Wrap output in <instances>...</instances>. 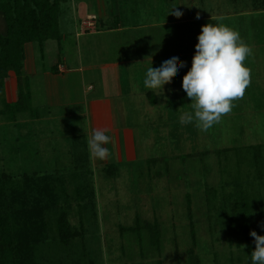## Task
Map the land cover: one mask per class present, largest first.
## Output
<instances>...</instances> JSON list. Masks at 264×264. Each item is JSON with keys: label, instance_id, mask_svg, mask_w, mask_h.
I'll list each match as a JSON object with an SVG mask.
<instances>
[{"label": "rangeland", "instance_id": "374dc122", "mask_svg": "<svg viewBox=\"0 0 264 264\" xmlns=\"http://www.w3.org/2000/svg\"><path fill=\"white\" fill-rule=\"evenodd\" d=\"M82 1L96 8L97 0H61L60 38L45 41L43 51L39 42L28 45L29 60L36 62L39 77L64 54L74 59L79 47L85 64L118 58L114 48L118 37L105 29L77 38L76 7ZM104 1L98 0L101 6ZM109 1L114 2L104 3ZM136 4L142 12L152 11L153 22L141 32L158 58L170 59L194 49L201 26L207 23H223L238 31L252 48L244 62L251 70V83L244 97L234 102L232 112L207 132L193 123H180V116L191 111L184 91L175 96L163 90L159 100L169 97V102H161L154 110L126 95L131 115L117 122L139 128L145 156L112 167L94 166L86 143L72 149L43 141L44 121L30 135L36 138L41 132L35 144L39 158L17 164L12 150L19 145L28 148L16 141L21 105L5 107L7 98L0 87V176L13 178L0 180V215L10 222L13 234L24 225L18 217H24L26 210L36 211L39 219L31 240L22 246L16 242L13 247L4 246L7 264H193L188 256L193 227L200 264H247L248 252L255 248L250 231L264 235V0H136ZM174 7L183 13L180 18L170 14ZM87 13L81 15L79 10L82 27ZM165 14L168 21L152 24L159 25L157 17L165 18ZM4 30L0 18V31ZM138 42H132V47L139 48ZM177 76L171 81L174 85L180 79ZM122 82L129 84L126 67ZM15 84L13 78L8 87ZM124 89L127 92L128 87ZM38 98L30 96L23 103L36 105ZM39 105L32 106L34 113H44ZM48 185L54 197L45 195ZM62 212L75 233L67 242L59 235ZM6 237L10 234L4 236L3 244Z\"/></svg>", "mask_w": 264, "mask_h": 264}, {"label": "crops", "instance_id": "0c3cea01", "mask_svg": "<svg viewBox=\"0 0 264 264\" xmlns=\"http://www.w3.org/2000/svg\"><path fill=\"white\" fill-rule=\"evenodd\" d=\"M113 1L112 3L109 1L110 6L104 3L105 0L102 7L97 0L95 9L82 1L76 7L75 19H78L76 25L80 32V29L84 28V26H81L83 20L81 15L89 12L87 15L97 16L95 24L97 30H87V32H81L82 34L77 32V38L85 35V33L88 36L95 35V31H100L96 34H101L104 29L110 34L117 35L118 40L114 43V48L118 53L116 60H109L100 64L93 62L85 64L79 47V54L74 59L71 55L64 54V59L61 58L62 60L60 59L59 63L51 69L44 70L42 77H39L36 62L31 63L29 60L28 45L30 43L26 45V58L23 69L25 79L23 82H25V90L28 89L30 96L40 97L37 99L40 102L36 101V105L32 103L26 110L18 112L21 117L15 123L18 134L16 141L27 144L28 153L25 155L24 152L27 150H23L24 148L22 149L20 145L14 148L12 153L17 164L20 165L19 162L24 160L39 158L37 152L35 153L37 148L35 144L36 140H40L39 135L41 132L36 133V138L30 137V135L39 129L38 127L43 123L42 121L46 125L45 128L44 126L41 127V130H46H44L45 138H42L43 141L50 140V144L62 143L64 145L61 147L65 146L72 149H76V146L86 145L94 129H106L105 134L110 136L112 141L105 147L109 149L111 155L105 160L90 156L94 166L112 167L111 165H119L120 163H134L139 158H144L143 150H145V147L143 148L141 131L138 127L135 128L134 125L121 126L117 122L118 119L121 120L123 117H130L131 115V109L127 107L124 97L127 95L134 98V100L138 98L137 101H142L145 108L154 110L155 107L159 109L158 105H161V102H169H167L169 97L159 100L158 95H161L163 90L175 96L181 95L184 91L182 88L183 71L191 67L195 48L177 53L178 56L176 57L185 62V66L177 73L179 76L176 75V80L180 77L177 80L179 86H177L178 83L174 85V82H172L164 85L163 89L156 92L146 89L143 80L147 68L150 66L158 68L163 61L167 60V58H158L152 54L150 46H148V37L141 32L152 21V11L143 9L142 12L139 6H136V0L128 3ZM135 6L136 9H134ZM143 6H145L144 3ZM147 18L149 19L147 20ZM157 18H159V25L158 23H152L153 25L160 26L163 21H168L166 14L165 18L159 16ZM176 21L178 20L174 22ZM167 23H173V21ZM138 40L141 43L138 46L139 48L132 47V42L136 44L139 43ZM43 44H40L41 47L39 48L42 51L45 49ZM142 46L144 48L147 46L149 49L145 51ZM124 67L128 70V86L122 82ZM53 68L56 70H53ZM12 74L16 84L11 85V88H9L8 82L13 79ZM94 77H97V79H94ZM5 82L4 95L7 98L6 101L16 102L20 94L17 75L10 72V76ZM170 86L174 88L168 90ZM124 87H128L127 92H125ZM144 98L145 101H143ZM39 104H42L44 113H34L33 108L36 109L35 106L40 107ZM56 107L59 111H56ZM138 134H140V137H138ZM51 149L56 151L58 147H52ZM76 154L80 153L77 152Z\"/></svg>", "mask_w": 264, "mask_h": 264}, {"label": "clouds", "instance_id": "9594fccd", "mask_svg": "<svg viewBox=\"0 0 264 264\" xmlns=\"http://www.w3.org/2000/svg\"><path fill=\"white\" fill-rule=\"evenodd\" d=\"M170 14L177 18L183 15L176 7ZM196 18L199 19V15ZM211 19L220 21L223 18ZM197 41L191 67L182 78V88L190 100L191 111L180 116V123H193L201 132H207L232 112L234 102L244 97L251 83V70L244 62L252 55V48L238 31L219 22L202 25ZM184 66V61L173 56L158 68L148 67L144 87L153 92L163 89ZM106 131L94 129L88 138L87 147L92 158L105 160L111 155L105 145L112 138L105 134ZM250 236L255 243L251 252L252 264H264V235L253 230Z\"/></svg>", "mask_w": 264, "mask_h": 264}, {"label": "trees", "instance_id": "16d2710c", "mask_svg": "<svg viewBox=\"0 0 264 264\" xmlns=\"http://www.w3.org/2000/svg\"><path fill=\"white\" fill-rule=\"evenodd\" d=\"M62 13L61 0H3L0 1V18L3 19L5 30L0 31V87L4 90V81L10 76V72L17 75L20 94L16 102H5V107L9 105H21L17 112L26 110L30 106L24 104L30 98V92L26 93L23 87V69L26 58V45L32 42L43 44L49 39L60 38L59 18ZM53 70H56L53 68ZM2 90V91H3ZM24 108V109H23ZM8 174H2L0 180L11 181ZM49 191L48 185L44 193L48 198L54 197ZM22 195V194H20ZM51 195V196H50ZM50 203V201H49ZM36 211L31 209L24 212V217H18L23 220V226L17 227L13 234L10 222L0 215V264H7L9 258L4 250V246L20 245L31 240L39 227V219ZM150 226V223H147ZM35 225L37 227H35ZM60 239L67 242L70 237L75 235L72 226L69 224L66 213L62 212L58 222ZM40 230H42L40 228ZM38 230V232H41ZM10 237L3 240L4 236ZM193 244L188 249V256L193 264H200L201 260L197 253L198 238L196 231L192 229ZM16 242V244H15ZM248 245V250L250 249ZM249 261L252 264L251 253L248 252ZM16 264H28V262L16 261ZM13 263V264H14Z\"/></svg>", "mask_w": 264, "mask_h": 264}, {"label": "built area", "instance_id": "2783aa9c", "mask_svg": "<svg viewBox=\"0 0 264 264\" xmlns=\"http://www.w3.org/2000/svg\"><path fill=\"white\" fill-rule=\"evenodd\" d=\"M96 20V15H88L87 19L83 21L84 28L79 32V34H82L81 32H86L87 30L95 28Z\"/></svg>", "mask_w": 264, "mask_h": 264}]
</instances>
